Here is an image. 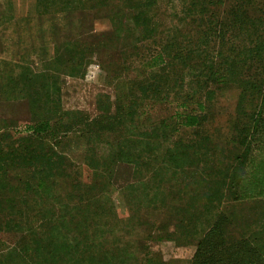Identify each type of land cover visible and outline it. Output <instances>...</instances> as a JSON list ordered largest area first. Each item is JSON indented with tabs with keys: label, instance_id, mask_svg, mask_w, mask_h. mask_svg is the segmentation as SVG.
Instances as JSON below:
<instances>
[{
	"label": "trees",
	"instance_id": "16d2710c",
	"mask_svg": "<svg viewBox=\"0 0 264 264\" xmlns=\"http://www.w3.org/2000/svg\"><path fill=\"white\" fill-rule=\"evenodd\" d=\"M37 5L53 14L77 12L79 29L87 11L104 9L111 31H81L53 44L49 64L29 77V120L0 119V238L12 243L4 255L13 254L15 264H142L127 236L147 231L162 213L173 225L168 238L196 239L191 264H264V204H257L264 196V0ZM92 58L90 72L114 87L115 99L99 94L98 114L89 117L65 105L50 71L59 63L65 74L82 76ZM254 59L262 80L247 74L243 81L237 75ZM226 84H239L241 110L252 93L261 94L249 120L237 118L245 148L229 166L214 160L211 139L200 134L208 102ZM166 104V117L150 119L151 110ZM182 129L194 137L181 139ZM73 148L82 151L78 164L67 154ZM253 149L261 155L248 175L246 154ZM118 162L133 163L140 177L115 191ZM229 167L230 176L220 177ZM211 197L228 205L197 207ZM168 201L185 204L158 210ZM258 220L260 230L245 232Z\"/></svg>",
	"mask_w": 264,
	"mask_h": 264
},
{
	"label": "rangeland",
	"instance_id": "374dc122",
	"mask_svg": "<svg viewBox=\"0 0 264 264\" xmlns=\"http://www.w3.org/2000/svg\"><path fill=\"white\" fill-rule=\"evenodd\" d=\"M37 4L38 0H0V119H12L17 125L29 120L27 103V96L30 94L29 77L32 73L41 72L49 64L53 56V44L61 41L64 37H76L81 31L90 30L95 35H102L111 31V22L104 9L87 11L84 18V28L79 29L76 21L77 12H72L68 16L61 13L53 14L48 11L49 8L44 9ZM221 49L226 52L227 48L222 47ZM55 54H59V51ZM93 59H89L88 64L90 65L82 76L65 74L62 72L59 63H57L58 66L51 65L53 70L58 69V71H50L52 76L57 78L60 95L65 105L83 109L89 117L98 114L96 99L99 94L110 97L112 101L115 99L114 87L109 82H104L102 75L96 78L90 72L93 64L94 69L96 65ZM256 66H258V62L254 59V65L249 68V71H241L240 75L237 76L243 79L247 78V74H251L249 79L254 78V82L262 80V75L257 72ZM239 90V84H226L224 88L218 90L211 102H208L207 116L200 128V134L211 139L214 160L221 161L228 166L236 163L242 157L241 152L245 148V143L240 142L238 137V130L241 126L237 122V118L244 114L245 118L249 120V115L254 112V105L259 104L261 98L260 93L258 96L252 93V97L245 100L244 109L241 110L238 107L241 99ZM151 111L150 119L157 120L166 117L171 111V106L167 104L166 106H156ZM192 133L190 130L182 129L179 131L178 137L181 139H186L189 135L194 137L191 135ZM67 154L74 164L82 162L81 150L73 148L71 152L67 151ZM260 155L254 156V149L252 154L249 150L247 151L246 157L250 158L248 175H254V165ZM230 174V167L220 171V177L225 175L229 177ZM139 177V174L135 172L133 163L118 162L112 170V188L115 191H120L135 183ZM227 185H222V190H225ZM235 193L237 192L235 191ZM263 198L264 196L258 195L257 204L262 206L264 204ZM112 199L116 209L118 211L123 210L124 205L117 192L113 193ZM225 201L214 200L211 197L210 200L198 201L197 207L221 208L228 205ZM184 204L182 201H168L166 207L161 206L162 208L158 210ZM243 206L250 207L248 204H243ZM152 222L154 225L147 231H138L127 236L132 249L138 250L136 256L140 262L142 264H191L196 249V239L181 241L174 237L168 238L165 234L173 231V225L162 213L154 214ZM262 222V220H258L255 225H248V230L245 232L260 230L259 226ZM202 224H206V222L200 224L201 231L203 229ZM157 234L163 238L155 239L154 236ZM11 247L12 243L10 244L0 238V264H15L13 254L4 255Z\"/></svg>",
	"mask_w": 264,
	"mask_h": 264
}]
</instances>
